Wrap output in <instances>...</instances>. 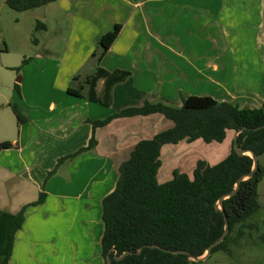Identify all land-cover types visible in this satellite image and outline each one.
Segmentation results:
<instances>
[{
  "label": "crops",
  "instance_id": "0c3cea01",
  "mask_svg": "<svg viewBox=\"0 0 264 264\" xmlns=\"http://www.w3.org/2000/svg\"><path fill=\"white\" fill-rule=\"evenodd\" d=\"M55 2L61 8L65 5L71 10L63 15L71 22L65 46L72 55L64 56L58 70L51 66L46 73L56 71L63 77L61 90L57 88L60 95L46 97L45 102L27 94L17 99L14 92L17 83L9 73L18 71L13 64H0V69L8 73L5 74L6 81L0 80V143L16 144L14 148L0 151V264L4 259L8 234L20 210L23 209V223L14 233L12 251L6 264L32 260L40 263L43 254L36 253L35 249L37 245L43 246L44 242H48L49 214H57L53 225L63 229L81 227L87 220L101 221V200L114 189L119 165L129 158L137 142L151 139L173 126L159 113L114 117L94 130L91 122L104 120L124 109L141 107L144 102L178 108L182 102L178 106L174 104L179 100L198 96L191 93L187 85L202 84L203 78L210 80L216 90L220 89V77L231 79L236 88L245 85L254 100L252 104L258 102L255 99L260 96V83L255 80L257 70L263 65H259L262 61H257L255 52L257 34L264 37V0H115L120 2L118 6L112 0ZM233 5L239 7L232 9ZM179 6L182 9L178 10ZM186 6L192 8L188 10ZM193 6L203 10L207 16L210 13V19L202 20L198 29L201 38L209 33L213 34V38L205 46L194 44L184 47L176 44L179 43L177 37L180 31L177 28L178 18L183 11H187L182 20L184 23L191 22L189 27L194 31L196 25L193 26L190 15L199 22L197 17L202 14L196 12ZM100 8L112 9L113 15L103 18ZM238 14H242L239 19ZM158 18L161 21L159 25L156 23ZM245 22L250 30L242 27ZM116 23L120 24V31L99 66L108 72L120 70L130 75L112 87L110 105L103 106L67 94V88L79 87L85 94L87 88L81 84H85L83 79L93 73L95 61L91 73H81L79 69L85 64L88 54L95 52L93 44L97 39ZM243 30L250 33L243 34ZM217 35L220 38H215ZM230 36L235 41L231 51L225 44V39ZM246 44L249 46L246 47ZM187 54H191V58ZM231 62L234 68L242 70L235 76L227 69ZM243 70H252L250 76L242 75ZM70 83L72 86L68 85ZM162 86L167 87V94L161 92ZM182 86L185 88L182 89ZM95 91L101 99L103 80L97 81ZM16 100L25 105L15 103ZM12 104L16 106L23 123L18 124ZM114 104L115 110L111 108ZM252 104L242 107L259 108ZM234 132L227 131L226 137L228 133L234 136ZM92 135L95 140L93 149L66 158L56 166L60 158L86 147ZM232 139L228 144L229 151ZM198 141L202 140H182L161 146L160 166L156 173L158 183L169 181L174 171L191 177L196 162L203 160L193 151L199 145ZM51 171L53 173L48 175ZM40 193L45 195L43 202L31 205ZM68 203L70 206L66 205ZM90 210L98 212L96 218L88 219L86 214ZM71 212L74 218H66L65 214ZM80 213L85 215L77 218ZM60 214L64 217L60 218Z\"/></svg>",
  "mask_w": 264,
  "mask_h": 264
},
{
  "label": "trees",
  "instance_id": "16d2710c",
  "mask_svg": "<svg viewBox=\"0 0 264 264\" xmlns=\"http://www.w3.org/2000/svg\"><path fill=\"white\" fill-rule=\"evenodd\" d=\"M56 0H5L8 8L24 12L43 7ZM120 24L97 39L98 49L91 54L95 60L93 73L84 79L85 94L81 88H67L66 93L92 103L108 106L111 103V89L115 84L125 81L130 75L126 71L108 72L99 66V62L116 39ZM42 29L36 23L35 30ZM26 61H22V64ZM103 80L102 97H97L95 87ZM19 93L18 85H14ZM179 108L166 104L144 102L141 107L128 108L108 116L104 120L91 122L92 129L105 125L114 117H131L159 113L173 123L167 130L161 131L151 139L136 143L129 158L118 167V178L114 189L101 200V219L103 234L100 239V256L105 257L113 248L118 255L125 251L130 255L121 260L112 258L111 264H201L189 261L186 255L164 251H186L192 256H202L209 244L214 242L223 229V217L214 210L216 200L228 193L236 180L250 171L252 161L247 155L238 156L231 147L229 154L214 165L198 160L191 177L174 171L172 178L158 183L156 173L160 166V148L164 144H176L185 140L192 142L201 139L205 143L222 142L227 131H238L236 143L239 148L253 151L257 157L264 153V107H238L232 103L216 102L208 96H188L183 98ZM18 124L23 119L16 106L11 105ZM16 144L0 143V151L14 148ZM95 147L93 135L88 145L64 159L91 150ZM53 171L49 172L51 175ZM263 172L258 164L250 179L239 184L236 193L223 200L222 205L228 221V232L214 248L210 256L223 254L225 264H236L237 246H244L250 231L256 229L253 217L260 209L257 187ZM45 195L39 194L31 205L43 202ZM23 223V209L16 216L14 227L10 230L4 250L6 264L13 246L14 233ZM158 246L160 249L152 248ZM141 248L139 254L136 251ZM217 261V260H216ZM223 262V261H222Z\"/></svg>",
  "mask_w": 264,
  "mask_h": 264
},
{
  "label": "rangeland",
  "instance_id": "374dc122",
  "mask_svg": "<svg viewBox=\"0 0 264 264\" xmlns=\"http://www.w3.org/2000/svg\"><path fill=\"white\" fill-rule=\"evenodd\" d=\"M112 1L116 3V6L120 4V2H115V0ZM154 7H156L155 4ZM186 7L188 10L192 8L191 6ZM193 7L196 12L202 14L197 17L199 18V22H196V19L190 15L193 19V26L196 25L194 31L190 30L189 26L191 25V22L184 23L182 20V17L184 16L183 14L187 13V11H183L178 18L177 28L180 31L178 32L177 37V39L179 38V43L176 44H180L184 47H190L194 44L205 46L206 44L211 43L210 38H213L212 33L201 38V33H199L198 29V24L202 20L208 19L211 16L210 13H208L207 16L203 10L197 9L196 6ZM238 7L239 6L237 5L231 6L232 9ZM247 7L250 8L252 6L247 5ZM179 9L182 8L179 6L178 10ZM68 11H71L68 6L64 5L63 8H61L58 3L54 2L38 9L16 12L7 7L5 0H0V64H13L15 65V70L18 71V73H9L10 78L20 85L18 86L19 93H15L17 99L24 96V94H27L33 97L36 96L37 101L45 102L46 97L60 95L57 88L61 90L63 77H60L59 73L56 71H54L53 74L46 73L51 66H53L55 70H58L61 65L60 62L65 58L64 56L70 57L72 55L70 51L67 52V47L65 46V42L69 39L68 35L71 32V22L66 20L63 15L68 13ZM99 11L103 12L101 14L103 18L105 16L109 17L110 15H113V10L110 8H100ZM241 16L242 14H238L237 19ZM37 22L42 24V29L35 30ZM159 22L161 21L158 18L156 23L159 25ZM167 23L166 20V24ZM242 27L250 30L248 25H246V22L242 23ZM242 33L247 34L250 32L248 30H243ZM189 34L193 35L188 36ZM216 37L220 38L218 35L215 36V38ZM225 44L227 48L233 47L235 45L234 37H227L225 39ZM93 46L94 50L97 51V43H94ZM247 46L249 45L246 44V47ZM90 55L91 54H88V58L86 59L87 55L85 54V64L79 69L81 73L92 72L95 60L90 58ZM187 55L191 58V54ZM255 56L258 62L262 61L259 65H263V67L257 70L258 77L255 82L260 83L258 86L260 96L256 97L255 101L258 102L254 104H252V101L254 100L251 97L250 90L245 85H240L241 88L239 86L236 88L231 84L233 83L231 79H221L220 77L219 90H216V87L206 78L202 79V84L187 85V87L190 88L189 91L191 93L198 95V97L208 96L218 103H232L240 107L248 104L255 105L259 108L264 107V37H259L258 34ZM23 58H25L26 62L21 65ZM227 69L230 70L232 76H235L242 71L234 68L232 62L227 65ZM251 71L252 70H243L242 75L248 74L250 76ZM43 73L45 74L44 76H42ZM5 74L8 73L0 69V80L6 81ZM49 85L50 87H48ZM68 85L70 86L71 83ZM81 85L86 88L85 84ZM3 87H5V85H3ZM183 88H185V86H182V89ZM2 91H4V89H2ZM161 92L167 94V87L162 86ZM180 102L181 100L174 105L178 106ZM15 103L25 105L24 102H18L17 100ZM111 108L115 110L116 104ZM232 138L233 134L228 133L226 139L221 143L205 144L202 141H198L199 145L195 147L193 151L197 157L214 165L227 157L230 152L228 144ZM257 159L258 164L262 168L263 177L257 187L260 209L253 217V221L262 220L263 222L261 225L263 226L261 227H264V153ZM66 205L70 206V203ZM66 210L69 211L70 209L66 208ZM56 215L57 214L50 213L48 216V242H44L45 244L43 246L37 245L35 249L36 253L43 254V256L40 257V260L42 261L36 263L32 260L29 262H20L18 264H103V260L100 256V239L103 234L102 220H98L97 223L93 220L87 222V220L85 223L81 224V227L71 226L70 228L63 229L53 225V218ZM81 215L85 214L80 213L77 218H80ZM86 215L88 219H92L96 218L98 212L90 210ZM68 216L74 218L73 212L65 214L66 218ZM59 217L63 218L64 214H60ZM37 243L40 244L38 241ZM236 250V254H238V258L236 259L235 257L236 264H264V229L263 235H258L252 240L246 238L244 246H237ZM225 262L223 254H218L213 255L212 258L208 260H204L201 264H225Z\"/></svg>",
  "mask_w": 264,
  "mask_h": 264
},
{
  "label": "water",
  "instance_id": "95a60500",
  "mask_svg": "<svg viewBox=\"0 0 264 264\" xmlns=\"http://www.w3.org/2000/svg\"><path fill=\"white\" fill-rule=\"evenodd\" d=\"M261 128H264V125L256 128V129H261ZM239 132H240V130L234 132V136H233V139H232V141H233V143H232L233 151L238 156L247 155L251 159V161H252V167H251V169H250V171L248 173L241 175L236 180V182L234 183L233 188L228 193L220 196L216 200V202L214 203V206H213L214 207V210L220 212L221 215H222V217H223V229H222V232H221L220 236L214 242H212L211 244H209V246H207V248L205 249L204 254L202 256H198V257L197 256H192L188 252L181 251V250H178V251L164 250V251L170 252L172 254H183V255H186L187 256V258H188L189 261L200 262V261L206 260L210 256V253H211L212 248H214L215 246H217L224 239V237L226 236V234L228 232V221H227L226 213L224 211L222 202H223V200L232 197L236 193V191L238 190L239 184L241 182L247 180V179H250L253 176L254 172L258 168V159H257L258 157L256 156V154L253 151H251V150L242 149V148H239L238 147V145L236 143V137H237V134ZM151 247L152 248L160 249L158 246H155V245H152ZM111 251H113V253H114L113 256H112V258L114 260H121L125 256L130 255V252H128V251H125L122 254L118 255L117 252L113 248H111L110 251L108 252V254L105 257V264H111V257L109 255V253ZM140 251H141V248H139L136 251V254H139Z\"/></svg>",
  "mask_w": 264,
  "mask_h": 264
},
{
  "label": "flooded vegetation",
  "instance_id": "af4514ba",
  "mask_svg": "<svg viewBox=\"0 0 264 264\" xmlns=\"http://www.w3.org/2000/svg\"><path fill=\"white\" fill-rule=\"evenodd\" d=\"M262 220H256L254 221V225L256 226V229L253 231H250L249 236H250V240H252L254 237L258 236V235H263V229L264 227H261L263 225L262 224Z\"/></svg>",
  "mask_w": 264,
  "mask_h": 264
}]
</instances>
